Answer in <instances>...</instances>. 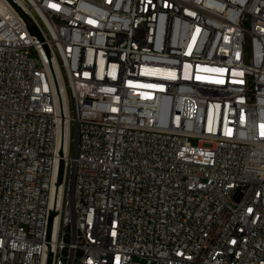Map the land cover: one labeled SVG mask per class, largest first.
I'll return each mask as SVG.
<instances>
[{
  "label": "built area",
  "instance_id": "built-area-1",
  "mask_svg": "<svg viewBox=\"0 0 264 264\" xmlns=\"http://www.w3.org/2000/svg\"><path fill=\"white\" fill-rule=\"evenodd\" d=\"M262 126L264 0H0V264H264Z\"/></svg>",
  "mask_w": 264,
  "mask_h": 264
},
{
  "label": "rangeland",
  "instance_id": "rangeland-1",
  "mask_svg": "<svg viewBox=\"0 0 264 264\" xmlns=\"http://www.w3.org/2000/svg\"><path fill=\"white\" fill-rule=\"evenodd\" d=\"M191 141H192L193 143L196 142L195 139H191ZM75 145H76V137H75V135H74V139H73V141H72V154H73V155L75 154ZM142 264H146V261H142Z\"/></svg>",
  "mask_w": 264,
  "mask_h": 264
},
{
  "label": "snow or ice",
  "instance_id": "snow-or-ice-1",
  "mask_svg": "<svg viewBox=\"0 0 264 264\" xmlns=\"http://www.w3.org/2000/svg\"><path fill=\"white\" fill-rule=\"evenodd\" d=\"M262 127H264V126H262ZM262 135H264V132H262Z\"/></svg>",
  "mask_w": 264,
  "mask_h": 264
}]
</instances>
